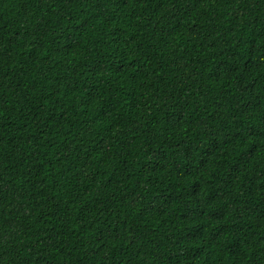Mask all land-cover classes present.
Listing matches in <instances>:
<instances>
[{
	"label": "trees",
	"instance_id": "1",
	"mask_svg": "<svg viewBox=\"0 0 264 264\" xmlns=\"http://www.w3.org/2000/svg\"><path fill=\"white\" fill-rule=\"evenodd\" d=\"M0 264H264V0H0Z\"/></svg>",
	"mask_w": 264,
	"mask_h": 264
}]
</instances>
